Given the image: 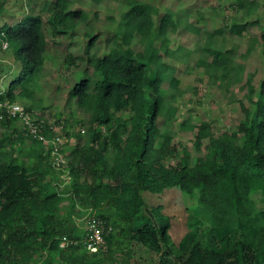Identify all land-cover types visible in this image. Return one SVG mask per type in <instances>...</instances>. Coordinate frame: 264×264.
Returning a JSON list of instances; mask_svg holds the SVG:
<instances>
[{
	"label": "trees",
	"instance_id": "1",
	"mask_svg": "<svg viewBox=\"0 0 264 264\" xmlns=\"http://www.w3.org/2000/svg\"><path fill=\"white\" fill-rule=\"evenodd\" d=\"M75 1L0 0V43L18 66L7 89L0 90V127L9 136L0 148V264H129L132 243L161 255L168 250L173 256L168 264H264V207L257 208L252 200L253 194L264 197V78L253 108L240 102L243 118L235 129L216 134L208 122L196 126L194 146L199 155L192 157L172 143L173 133L164 126L176 110L166 101L162 85L168 82L175 91L179 81L163 56L183 50L170 49L171 34L180 28L201 33L196 21L201 15L191 24L185 11L182 27L180 14L172 9L160 16L158 6L146 0H116L126 10L117 18L116 33L106 41L107 53L99 56L92 52L96 36L86 24L90 17L84 3L106 0ZM231 8L234 14L229 19L220 6L211 7V15L222 22L229 19V26L208 30L204 50L211 60L202 63L209 79L225 83V90L241 82L245 66L233 64L235 49H225L224 34L242 36L248 24H254L246 18L262 17L264 0H233ZM155 16H160L157 25ZM79 25H84L88 39L85 63L92 75L75 82L69 100L82 113L86 131L80 128L72 135V127L54 123L42 112L35 118L47 139L55 135L53 126L62 129L68 143L76 138L63 172L52 157V147L32 138L28 127L20 129L5 104L30 101L23 105L28 112L41 104L34 88L48 44H56ZM261 37L264 41V32ZM134 40L141 51L134 52ZM77 57H63L67 71ZM245 84L250 96L254 89L249 76ZM67 116L71 119L75 112ZM77 123L82 126L75 118L72 125ZM203 139L207 143L202 153ZM20 140L32 143L15 153ZM27 151L24 162L21 155ZM174 187L187 200L194 198L196 212L201 210L198 215L208 221L203 228L190 229L175 249L169 216L158 207L148 209L142 195ZM83 213L112 226L105 236V251L88 254L83 249L84 232L76 221ZM67 241L78 243L61 247Z\"/></svg>",
	"mask_w": 264,
	"mask_h": 264
},
{
	"label": "rangeland",
	"instance_id": "2",
	"mask_svg": "<svg viewBox=\"0 0 264 264\" xmlns=\"http://www.w3.org/2000/svg\"><path fill=\"white\" fill-rule=\"evenodd\" d=\"M11 2L18 0H9ZM149 4H156L160 16L166 9H172L175 13L180 14L182 27L186 24V19L183 16L184 12L189 13L192 22L196 19V15L200 14L197 21V26L200 27V34H190L183 29L177 30L172 35V44L170 49L175 50L176 46L183 47L181 51H174L175 56H163V62L173 69V75L178 79L179 83L177 89L172 91L168 86V82L163 83V88L166 89V101L170 103L171 107L175 108V113L172 118L166 120L164 126L173 133V144L180 148H185L192 157L199 155L194 146V138L197 132V125L202 122H208L210 129L218 134L228 129H235L239 120L243 118V112L240 109V102L247 107L253 108L252 102L256 100L259 85L264 78V41L262 33L264 32V13L262 17L249 23L246 31L242 36H231L224 34L225 49L233 48L231 57L234 58L233 64H244V74L240 83H233L228 90H225V83L215 82L209 79V75L205 71L204 64L209 63L211 56L205 52L204 47L208 44L206 40V33L208 30H215L222 28L225 24L229 26V19L234 14L231 4L233 0H146ZM226 1V2H225ZM42 3V0H40ZM76 1L74 0V4ZM89 15L86 24L89 23V29L93 35L96 36V47L92 50L99 56L107 53L106 41L116 33L117 18L126 10L116 0H106L102 3H84ZM222 9V14L229 18L222 22L211 15V7ZM237 13V12H235ZM155 16L154 24H158V18ZM259 17V15H258ZM189 23V22H188ZM225 30V29H224ZM84 25H79L74 31L69 32L65 36L57 39L56 44L49 42L46 55L45 64L41 74L35 84V97L40 99V105L34 109L36 112H42V116L46 119L49 117L51 121L58 122L59 125L72 127L71 134L74 135L77 130L86 127L81 124L82 113L75 110L72 100H69L70 88L75 82L81 81L88 76L92 75L91 67L85 63L84 46L87 38L84 37ZM220 38L218 36L216 39ZM250 42H254L252 50ZM213 46L217 45L213 41ZM0 43V90H6L7 84L12 80L13 72L18 70L17 64L13 60L12 53L9 49L4 48ZM134 52L141 51V47L137 41L132 42ZM248 49V50H247ZM250 50V51H249ZM189 52V53H187ZM67 54L77 57L75 66L69 71L63 64V57ZM150 69V67H149ZM11 70V71H10ZM10 71V72H9ZM251 78L253 93L248 96V89L246 83L247 77ZM68 100V103H66ZM20 105L30 104V101L24 99H17ZM75 112V117L68 118V113ZM123 115L122 113L118 114ZM76 119L82 126L72 125ZM84 118V117H83ZM162 121V118L159 120ZM21 124L19 123V128ZM18 128V127H17ZM102 132H106L103 131ZM55 134L64 136L62 129H55ZM85 133H82L81 138H84ZM13 136V134H12ZM17 138L16 136H14ZM72 143H68V150L65 155L69 154L70 147L75 143L76 138H72ZM9 142L7 131L0 127V148ZM32 143V142H31ZM29 141H18L15 147L28 149L31 144ZM206 139L202 140L201 152H205ZM33 146V145H32ZM28 154L22 152L21 160L26 162V157L23 155ZM143 198L146 207H158L160 211L169 216L171 228L169 236L174 243V249L177 248L178 243L191 229H200L208 224L204 217H200L196 212V200L192 198L187 200L181 193L178 187L168 188L159 194H152L144 192ZM262 197V196H261ZM258 194L252 195V200L257 208L264 207V197L261 198ZM85 213L77 218V223L83 229L85 220ZM200 220V223H197ZM166 250V249H164ZM165 254H156L147 248L137 243L131 244V258L129 264H168L169 258L173 257L168 250ZM177 256V255H176ZM124 255H119V258H124ZM58 261H56L57 264ZM173 264V263H171Z\"/></svg>",
	"mask_w": 264,
	"mask_h": 264
},
{
	"label": "built area",
	"instance_id": "3",
	"mask_svg": "<svg viewBox=\"0 0 264 264\" xmlns=\"http://www.w3.org/2000/svg\"><path fill=\"white\" fill-rule=\"evenodd\" d=\"M9 115L16 116L20 115L21 119L23 120L24 124L28 127L29 133L34 137L37 138L39 141L43 142L47 146L50 145L52 147V157H54L56 161L57 167H62L63 164L66 162L65 153H63L66 145V139L61 137L60 135H54L53 138L47 139L43 134H41L42 130L40 129V124L35 122V119L32 118L29 114L24 113L22 107L18 105H9L5 104ZM55 131L57 128H50ZM90 211V210H89ZM84 226H83V237L81 239V245L83 249L88 254H95L101 251L106 250V240L105 236L112 232V226L107 223L106 221L102 220L101 218L97 217L94 214L86 213L84 215ZM77 241H67L61 244L63 246H69L73 244H77Z\"/></svg>",
	"mask_w": 264,
	"mask_h": 264
},
{
	"label": "clouds",
	"instance_id": "4",
	"mask_svg": "<svg viewBox=\"0 0 264 264\" xmlns=\"http://www.w3.org/2000/svg\"><path fill=\"white\" fill-rule=\"evenodd\" d=\"M6 47V46H5ZM9 105H18V106H20V107H22L23 108V110H24V113H27V114H29L32 118H36V116H39L40 115V113H38V112H36L35 110H33V111H31V112H28V111H26L25 110V108L22 106V105H20L19 103H10ZM14 119H17L18 120V123H20L21 125V127H20V129H24L25 127H27L25 124H24V122H23V120L21 119V117H20V115H16V116H12ZM36 122V121H35ZM37 124H40V123H38V122H36ZM19 125V124H18ZM54 128H59V127H55V126H53ZM53 128V129H54ZM53 132H55L54 130H53ZM81 132L82 133H84V130L83 129H81ZM29 135L32 137V138H34L30 133H29ZM56 135V134H55ZM57 135H60V134H57ZM61 136V135H60ZM63 138H65L67 141H66V145H65V149H64V151H63V153H65L66 152V147H67V145H68V139L65 137V136H63ZM35 139V138H34ZM37 139V138H36ZM38 140V139H37ZM39 141V140H38ZM41 142V141H40ZM42 144L44 145V146H47L46 144H44L43 142H42ZM69 155V154H68ZM68 155L65 157L66 159H68ZM62 171L64 172V169H62ZM65 176V175H64Z\"/></svg>",
	"mask_w": 264,
	"mask_h": 264
}]
</instances>
